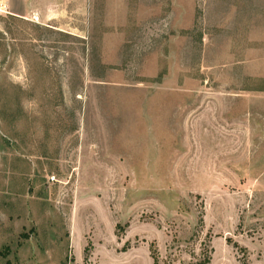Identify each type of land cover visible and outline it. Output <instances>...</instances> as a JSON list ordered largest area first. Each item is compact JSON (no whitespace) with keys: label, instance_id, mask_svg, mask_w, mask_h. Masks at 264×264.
<instances>
[{"label":"rangeland","instance_id":"374dc122","mask_svg":"<svg viewBox=\"0 0 264 264\" xmlns=\"http://www.w3.org/2000/svg\"><path fill=\"white\" fill-rule=\"evenodd\" d=\"M27 5L0 12V264H264V0Z\"/></svg>","mask_w":264,"mask_h":264},{"label":"crops","instance_id":"0c3cea01","mask_svg":"<svg viewBox=\"0 0 264 264\" xmlns=\"http://www.w3.org/2000/svg\"><path fill=\"white\" fill-rule=\"evenodd\" d=\"M28 11L27 0H0V12L23 15Z\"/></svg>","mask_w":264,"mask_h":264},{"label":"trees","instance_id":"16d2710c","mask_svg":"<svg viewBox=\"0 0 264 264\" xmlns=\"http://www.w3.org/2000/svg\"><path fill=\"white\" fill-rule=\"evenodd\" d=\"M84 250L86 251V250H87V247H86ZM151 257H152V259H153V264H159V263H158V257H157V255H156L155 250H152V252H151ZM208 260H209V259H205V261H203V262L200 263V264H205V263L208 262Z\"/></svg>","mask_w":264,"mask_h":264}]
</instances>
